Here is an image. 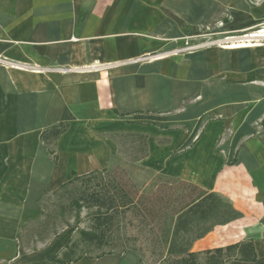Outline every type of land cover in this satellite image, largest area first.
<instances>
[{
    "label": "crops",
    "instance_id": "1",
    "mask_svg": "<svg viewBox=\"0 0 264 264\" xmlns=\"http://www.w3.org/2000/svg\"><path fill=\"white\" fill-rule=\"evenodd\" d=\"M181 2L0 0V260L59 264L67 235L17 253L23 228L40 217L38 199L73 175L106 169L118 151L112 134H140L147 156L137 166L216 193L241 214L193 242L191 252L251 243L254 261L225 264H264V57H255L248 66L254 73L245 76L246 52H234L227 66L236 62L238 71L227 70L225 79L226 69L215 67L226 53L132 63L165 48L146 35H175L169 19L181 32ZM254 14L264 20V4ZM51 65L95 71H41ZM60 124L66 131L53 162L41 134ZM70 264H139V256L128 250Z\"/></svg>",
    "mask_w": 264,
    "mask_h": 264
},
{
    "label": "trees",
    "instance_id": "2",
    "mask_svg": "<svg viewBox=\"0 0 264 264\" xmlns=\"http://www.w3.org/2000/svg\"><path fill=\"white\" fill-rule=\"evenodd\" d=\"M65 131L66 125L60 124L41 134L53 162H56V141ZM110 137L118 151L116 156L110 158L106 169L82 176L73 175L71 180L52 193L77 185L81 189L80 196L72 204L78 210L87 208L89 219L87 228L69 229L70 233L75 231L78 238L74 240L70 237L57 263H75L83 257L92 259L110 254L121 255L128 250L139 256V264H202L200 256L205 257L204 264H225L231 259L255 260L251 243L239 249L229 246L201 254L192 253L193 242L206 236L215 227L239 219L241 214L216 193L137 166L147 156V136L112 134ZM125 143L128 144V150L122 153L121 145L126 146ZM128 212H134L140 224L153 235V250L149 256L146 253L150 245L146 241L139 245L136 244L138 240L130 242L119 234L117 240L114 238L113 229L118 227L120 219L123 220ZM116 242L120 243L119 246ZM17 247V253L22 254L24 251L20 239ZM86 247L97 249L99 253L89 256L87 251H82Z\"/></svg>",
    "mask_w": 264,
    "mask_h": 264
},
{
    "label": "rangeland",
    "instance_id": "3",
    "mask_svg": "<svg viewBox=\"0 0 264 264\" xmlns=\"http://www.w3.org/2000/svg\"><path fill=\"white\" fill-rule=\"evenodd\" d=\"M181 4V11L177 10L175 16V19L181 23V32L177 31V23L169 19L172 30L176 29V32H173L175 35L172 37H167L170 36V33L167 36H158L153 33L146 35L164 44L165 48L159 51L146 52L140 57L133 59L132 63H145L153 59H164L167 57H175L185 61L195 54L207 51H214L219 54L226 53V56L219 55V63L217 62L215 67L218 72H220L221 68L226 69V71H221L225 79V74L228 71L231 74L238 71L236 62L233 64L231 61L227 66L228 59L235 58L236 54L232 56L234 52L244 51L246 52L244 57L246 66L242 67L244 69L243 73L245 76L254 73V70L248 66L252 65L253 60L256 59L255 57H264V54L258 56L259 53L257 51V49L264 51V37L250 38V36L264 34V20L254 14L255 8L259 9V6L264 4V0H182ZM3 61L0 57V66L5 64ZM41 71L77 73L95 70L93 67L80 68L51 65ZM260 71L258 70V72ZM261 72H264V68H262ZM229 77H233V75H229ZM214 81L213 88H217L220 83L216 82V80ZM254 83V80L246 78L245 84L248 86H253ZM235 86L237 85L231 81L230 89H234ZM208 118L209 120L216 119L217 115L213 114ZM260 121V119L252 121V125L257 128ZM231 122L229 120V123H226L224 137L231 135ZM124 145L126 146L121 145L120 151L127 153L128 144L125 143ZM80 190L75 185L56 194L47 192L48 194L41 196L39 200L40 217L35 221H31L21 233L20 243L23 251L37 248L43 249L51 239L60 235H67L68 238L72 237L74 240L78 238L75 231L70 233L69 229L73 227L85 229L89 225L88 209L81 208L78 210L72 204V201L80 196ZM76 220L78 223H76ZM13 229L11 233L17 231V226H13ZM113 234L115 239L119 234L122 239L128 238L130 242L138 240L136 244L139 245L146 241L150 245L146 253L148 256L153 250L151 244L153 235L147 227L140 224L134 212H128L124 215L123 220L120 219V224L113 229ZM116 243L119 246L120 243ZM5 247L8 248L9 245ZM82 251H87L89 256H95L99 253L97 249L91 247L82 248ZM204 260L205 257L200 256V263L204 264ZM0 264H17V262L14 261L13 256H9L1 259Z\"/></svg>",
    "mask_w": 264,
    "mask_h": 264
},
{
    "label": "bare ground",
    "instance_id": "4",
    "mask_svg": "<svg viewBox=\"0 0 264 264\" xmlns=\"http://www.w3.org/2000/svg\"><path fill=\"white\" fill-rule=\"evenodd\" d=\"M262 32V31H261ZM264 35V34H263ZM263 35H251L250 38H253V37H264ZM154 60V59H153Z\"/></svg>",
    "mask_w": 264,
    "mask_h": 264
}]
</instances>
